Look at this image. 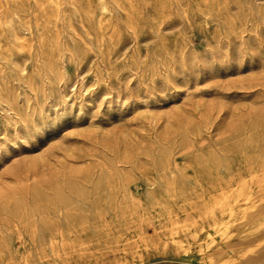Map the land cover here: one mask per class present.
<instances>
[{
  "label": "rangeland",
  "instance_id": "374dc122",
  "mask_svg": "<svg viewBox=\"0 0 264 264\" xmlns=\"http://www.w3.org/2000/svg\"><path fill=\"white\" fill-rule=\"evenodd\" d=\"M1 16L0 264H264V0Z\"/></svg>",
  "mask_w": 264,
  "mask_h": 264
},
{
  "label": "bare ground",
  "instance_id": "6f19581e",
  "mask_svg": "<svg viewBox=\"0 0 264 264\" xmlns=\"http://www.w3.org/2000/svg\"><path fill=\"white\" fill-rule=\"evenodd\" d=\"M107 2V1H106ZM106 10V9H105ZM104 10V11H105ZM103 11V12H104ZM110 11V10H109ZM103 14V13H102ZM17 19V18H16ZM18 20V19H17ZM14 22H15V19L13 18V16H9V17H4V16H1V19H0V56L1 55H5V56H7V55H10V54H12V52H13V49L12 48H9V47H7V46H5L4 44H2L3 42H2V38H3V35H4V29L5 28H11V29H13V27H14ZM16 23V22H15ZM16 28V27H15ZM18 30H19V27H18ZM19 32V31H18ZM16 33H17V29H16ZM15 32H13V31H11V34H12V37H13V39H14V41H15V47L17 48V49H19V50H23V49H25V47H24V44H23V41L21 40V38H20V34L18 35V33L16 34ZM21 33V32H20ZM25 36V35H24ZM116 42V41H115ZM242 43V42H241ZM24 67V66H23ZM25 76V75H24ZM26 77V76H25ZM29 137V136H28ZM66 184V183H65ZM244 194V193H243ZM244 197V196H243ZM256 197V196H255ZM253 199V198H252ZM256 201V200H255ZM262 204V203H261ZM260 204V205H261ZM264 204V203H263ZM259 207V206H258ZM258 207H256V208H258ZM261 207V206H260ZM260 207H259V209H260ZM255 208V207H254ZM253 210V209H252ZM257 210V209H256ZM251 212V211H250ZM249 212V213H250ZM261 213V212H260ZM263 213V212H262ZM216 214V213H215ZM248 214V213H247ZM217 215H218V213H217ZM216 215V216H217ZM259 215V214H258ZM210 216V215H209ZM253 218V217H252ZM261 218H264V217H261ZM202 219H203V217H202ZM247 219V218H246ZM259 220V219H258ZM249 221H250V219H249ZM248 220H247V222H249ZM247 222H245V223H247ZM256 222V221H255ZM205 223H207V222H205ZM214 224V223H213ZM242 225V224H241ZM249 225V224H248ZM246 227V226H245ZM189 228V227H188ZM204 228V227H203ZM236 228V227H235ZM237 229V228H236ZM239 229V228H238ZM241 230H242V228H240ZM197 230V229H196ZM205 230V229H204ZM243 230H244V228H243ZM186 231V230H185ZM198 231H200V230H198ZM197 231V232H198ZM240 231V230H239ZM237 232V231H236ZM192 234V233H191ZM245 234V233H244ZM246 235V234H245ZM192 236V235H191ZM227 236V235H226ZM180 237V236H179ZM189 237V236H188ZM191 238V237H190ZM240 238V237H239ZM180 239V238H179ZM182 239V238H181ZM185 239H187L186 237H185ZM224 239V238H223ZM225 239H227V238H225ZM228 239H229V237H228ZM246 239H248V238H246ZM162 240V239H161ZM184 240V239H183ZM157 241V240H156ZM177 241V240H176ZM247 241V240H246ZM222 242V241H221ZM220 242V243H221ZM228 242V241H227ZM249 242V241H248ZM263 242H264V237H260V238H258L257 240H256V242H255V244H253V245H245V246H241V247H239V248H241V249H239V251L237 252L241 257H244L245 259L247 258H249L250 256H255L254 254L257 252V250H258V248L259 247H261V245L263 244ZM182 243H183V241H182ZM217 243V242H216ZM219 243V244H220ZM236 243H238V241L236 242ZM240 244L241 243H243V242H239ZM155 244V243H154ZM161 244V243H160ZM159 244V245H160ZM172 245H173V243H171ZM177 244V243H176ZM178 244H180L179 242H178ZM225 244H227V243H225ZM233 244V243H232ZM248 244V243H247ZM167 245V244H166ZM228 245V244H227ZM162 246H163V244H162ZM169 246V245H168ZM167 246V247H168ZM160 247V246H159ZM170 247H171V245H170ZM182 247V246H181ZM263 247V246H262ZM234 248V247H233ZM172 249H174V248H172ZM220 250H221V248H219ZM227 249V248H226ZM236 249H238V248H236ZM220 250H218V251H220ZM223 250V249H222ZM228 250H230V249H228ZM231 250H233V249H231ZM263 250V249H262ZM217 251V250H216ZM264 251V250H263ZM182 252V250L180 251V253ZM225 252H227V251H225ZM224 251L222 252H219V254L218 255H215L214 254V256H211L210 257V262L212 263V264H229V263H231V262H233L235 259L233 258V257H231V256H224L223 255V253H225ZM175 253H176V251H175ZM183 253H184V251H183ZM164 254V253H163ZM177 254V253H176ZM213 254V253H212ZM257 254H259V253H257ZM223 255V256H222ZM227 255H228V253H227ZM234 255V254H233ZM208 257V256H207ZM209 258V257H208ZM251 258H253V257H251ZM258 258V255H256V259ZM259 259V258H258ZM263 259V258H262ZM252 260V259H251ZM255 260V259H254ZM261 260V259H260ZM258 260H256L255 262H257ZM261 261H263V260H261ZM244 262H245V260H244ZM254 262V261H253ZM240 263V262H239ZM246 263V262H245ZM248 263V262H247ZM250 263H252V262H249V264ZM257 263H260L259 261L257 262ZM264 263V262H263ZM237 264V263H236ZM242 264V263H241ZM244 264V263H243ZM254 264V263H253Z\"/></svg>",
  "mask_w": 264,
  "mask_h": 264
}]
</instances>
